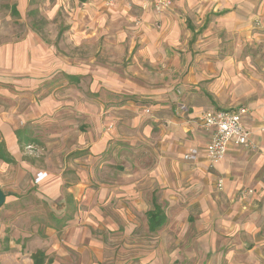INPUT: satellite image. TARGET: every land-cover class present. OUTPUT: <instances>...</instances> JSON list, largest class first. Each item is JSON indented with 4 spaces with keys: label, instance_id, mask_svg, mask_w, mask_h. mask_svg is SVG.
I'll list each match as a JSON object with an SVG mask.
<instances>
[{
    "label": "crops",
    "instance_id": "1",
    "mask_svg": "<svg viewBox=\"0 0 264 264\" xmlns=\"http://www.w3.org/2000/svg\"><path fill=\"white\" fill-rule=\"evenodd\" d=\"M81 1L87 5L91 0ZM162 18L160 29L141 36V49L133 54V70L138 71L113 70L102 61L63 60L60 64V54L33 34L0 48V80L14 83L0 82V169L5 176L0 179V187L7 193L5 202L14 205L11 211L15 204L29 210L30 197L36 194L53 205L44 216L46 222L36 227L35 238L29 234L31 231L20 230L22 225H14V235L30 238L20 242V251L17 244H9L3 264H99L100 250L95 244H106L108 250L112 243H117L124 251L123 240L132 241L142 233L155 235L170 225L178 228L182 223L175 220L178 214L183 220L195 218L197 238L202 241L196 246L201 257L198 264H264V134L259 131L264 98L247 103L238 99L205 108L188 92L176 97L178 105L186 107L182 116L177 117L172 113L171 95L168 99V93L162 92L168 84L154 80L153 69L144 72L147 68L141 61L147 60L155 67L154 60L167 56L160 62V75L172 74L186 69L176 55L173 68L169 51L172 47L185 50V45L195 40L199 46L196 51H201L196 56L205 54L214 60L209 54L214 51L210 46L218 47L226 34L233 42L264 38V32L253 33L254 21L264 25V0H175ZM77 39L80 41L81 36ZM205 48L208 49L204 53ZM191 52L185 56L191 58ZM225 57L232 59L234 66L241 60L240 52L233 51ZM60 65L69 82L81 84L80 76L89 75L91 92H99V96L87 95L79 101L57 98L51 87V94L43 99L45 83H54L47 79L59 71ZM187 81L182 84L186 89ZM122 93H131L140 100H123ZM32 95L35 98H28ZM239 107L248 109L242 122L254 131L256 147L233 142L225 160L211 166L204 148L212 131L200 125L198 116L209 108ZM77 125L84 128L82 133H77ZM111 139L130 144L124 151L130 159L121 171V176L130 175L128 178H118L117 168L109 164L113 159L109 151ZM173 147L184 161L197 164V173L215 167L226 175L222 193L217 192L212 179L199 181L203 188L195 199V212L181 213L174 207L176 203L167 202L173 198L172 186L181 183L168 174L176 166L151 165L146 161L149 156L172 153ZM192 149L198 150L197 159H185L184 155ZM248 151L254 152L249 159ZM241 163L247 166H240ZM39 174L44 177L37 182ZM154 203L165 217L156 229L150 227L148 215L154 210ZM22 204L26 206L21 208ZM157 250L154 242L148 245V260H153L150 257ZM162 250L166 251L165 246ZM35 255L43 261L36 263Z\"/></svg>",
    "mask_w": 264,
    "mask_h": 264
},
{
    "label": "rangeland",
    "instance_id": "2",
    "mask_svg": "<svg viewBox=\"0 0 264 264\" xmlns=\"http://www.w3.org/2000/svg\"><path fill=\"white\" fill-rule=\"evenodd\" d=\"M174 1L172 0L170 6L163 7L157 3V0H143L142 3L134 0H91L87 5L83 4L81 0L79 2L77 0H64L65 4L63 2L59 3L58 0H0V48L5 46L6 43L13 44L21 40L27 34H33L40 37L45 45L52 47L60 54V64L63 63V60L65 62L67 60L75 61V63L83 60L102 61L104 64H109L113 70L117 68L128 69V71L129 68L133 70V54L141 49V36L152 33L151 30L153 29L161 28L162 14L172 8ZM13 4H17L20 15L13 14ZM33 22L38 26H33ZM253 27L254 34L258 33L257 31L264 32V25L258 23L257 20L254 21ZM79 35L81 36L80 41L77 39ZM121 36L122 38H120ZM228 38L226 34L218 47L217 44L210 46V49H214V51L209 54L214 56V60L210 57L206 58L205 54L200 58L196 56L201 55L199 54L201 51H196L199 46H197L195 40L187 43L185 50H182L181 47H172V50L169 51L173 55L171 57L173 68H175L173 63L176 58L175 55L180 57L179 63L186 66L185 70H175L172 74L160 75V68H163L161 63L165 61L167 56L165 59L160 57L157 58L158 60L153 61L154 66L157 67H151L147 60H141L147 68L144 72L153 69L152 72L156 73L153 74L154 80H159L158 83L168 84L166 85L167 90L162 92L168 93V99L169 94L171 95L169 100L174 106L172 113L175 116L181 117L182 110H186V107L178 105L176 97L180 98L188 92L189 96L204 105L205 108L220 107L238 99L247 103L264 98V38L246 39L237 42H233L232 39ZM206 49L208 48L202 51L205 53ZM217 50H220V52ZM233 51L234 53L240 52L241 60L237 66L233 65L232 59L225 57ZM190 52L192 54L191 58L185 56V53L190 54ZM2 59L3 55L0 53V60L2 61ZM220 61L223 62L222 66ZM133 71H138V68ZM52 76L47 80H53L54 83H45L41 94L43 99L51 94V87H53L54 97L57 98H71L79 101L85 99L87 95L92 98L99 96V92H91L89 75L80 76L81 84H78L75 80L69 82V76L67 77L60 65L59 71H54ZM185 80L189 82L187 89L182 85ZM0 82L14 84L12 81L0 80ZM162 92L160 91V93ZM28 98L33 99L35 95ZM122 98L126 101L130 99L140 100L131 93H122ZM78 125L76 131L82 133L84 128L80 129ZM120 144L123 146L121 149ZM126 146L129 147L130 144L115 139H111L109 144V151L113 155V159H110L109 164L113 168H117V173L120 174L118 178L123 179L130 177V175H126L125 178L121 176V171L124 170L126 165L125 161L130 159L129 154L124 152ZM179 148L178 145L176 150ZM173 149L172 153H165L162 156L146 157V161L151 165L170 163L176 166L172 173L168 174L173 175L172 179L181 180V183L180 186H172L170 195L173 198L167 202L170 204L176 203L177 206L174 207L180 209L181 213L185 211L195 212V199L201 194L203 188L199 181L210 182L212 179L217 192L222 193L225 187L226 175L222 169L215 167L197 173L195 171L197 164L184 161L181 155L175 153V147ZM120 150H123V152L121 153ZM253 155L254 152L248 151V159ZM225 158L226 156L217 164L224 161ZM79 163L83 162L80 161ZM118 165L122 168L118 169ZM240 166L246 167L247 163H241ZM179 168H181L180 171H178ZM3 172L4 170L0 169V179L5 178ZM184 173L187 175L183 177ZM110 174L114 176V173ZM218 179H223L222 188L218 186ZM168 188L170 187L168 186ZM180 195L182 196L181 199H179ZM225 198H227V195H225ZM30 200L31 207L29 210H22L15 204V209L11 211L14 205L8 202L0 207V264L6 261L4 258L10 251L9 244H17L19 250L20 242L26 241V237H29V235L26 237L19 234L14 235L16 234L13 228L14 225H22L19 226L20 230L31 231L29 234L31 233V237L35 238L36 227L46 222L44 216L53 208L49 201L36 194L32 195ZM25 206L22 204L21 208ZM182 218L180 214L175 218L177 224L182 220L178 228L170 225L168 229L161 233L157 232L155 235L142 233L138 234L137 239L132 241L131 239H129V242L123 240L124 251L120 250L117 243H112V248L108 250L105 247L106 244L101 242L95 244L94 246L100 250L101 259L99 264H126L127 262L129 264H198L201 257L196 251V246L197 243L202 241L199 237L197 238L195 218L190 220H183ZM102 235L105 237L104 239L108 240L106 234ZM101 238L99 236V240ZM124 238L125 236L122 239ZM111 239L114 240L115 236H112ZM153 242L156 244V249L159 248V250L152 252L150 258L153 260H148L150 255L148 256L147 247ZM163 246H165L166 251L162 250ZM168 248L170 250H167ZM12 249L14 251L15 246ZM23 253H26L25 250H23Z\"/></svg>",
    "mask_w": 264,
    "mask_h": 264
},
{
    "label": "built area",
    "instance_id": "3",
    "mask_svg": "<svg viewBox=\"0 0 264 264\" xmlns=\"http://www.w3.org/2000/svg\"><path fill=\"white\" fill-rule=\"evenodd\" d=\"M157 3L166 7L172 4V0H157ZM246 112H248V109L245 107L229 109L209 108L198 116L200 125L212 131V137L204 148L205 156L211 162V166L227 155L233 142L245 147H256V143L253 140L254 131L244 127L242 122V117ZM259 131L264 134V114L259 125ZM198 155V150L192 149L184 155V158L194 160L197 159ZM43 177L39 174L36 177V181L41 180ZM218 186L219 188L223 187V179L218 180Z\"/></svg>",
    "mask_w": 264,
    "mask_h": 264
},
{
    "label": "trees",
    "instance_id": "4",
    "mask_svg": "<svg viewBox=\"0 0 264 264\" xmlns=\"http://www.w3.org/2000/svg\"><path fill=\"white\" fill-rule=\"evenodd\" d=\"M12 12H13V14H15V15H20V11H19V9L17 8V5L16 4H13V6H12ZM34 24V26H36L35 25V23H33ZM71 77H75V78H77V76H71ZM148 215H149V223H150V227L152 228V229H156L158 226H160L163 222H164V220H165V217L163 216V214H162V211H161V208H160V206L158 205V204H156V203H154V210H151V211H149L148 212ZM39 255H41V254H39ZM43 261V259H40L39 257H37L36 255H35V262L36 263H40V262H42Z\"/></svg>",
    "mask_w": 264,
    "mask_h": 264
},
{
    "label": "water",
    "instance_id": "5",
    "mask_svg": "<svg viewBox=\"0 0 264 264\" xmlns=\"http://www.w3.org/2000/svg\"><path fill=\"white\" fill-rule=\"evenodd\" d=\"M7 193L0 187V207L5 203Z\"/></svg>",
    "mask_w": 264,
    "mask_h": 264
}]
</instances>
